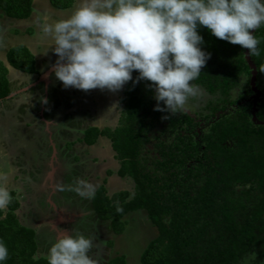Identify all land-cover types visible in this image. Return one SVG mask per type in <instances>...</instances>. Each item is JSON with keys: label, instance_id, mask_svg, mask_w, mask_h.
<instances>
[{"label": "trees", "instance_id": "16d2710c", "mask_svg": "<svg viewBox=\"0 0 264 264\" xmlns=\"http://www.w3.org/2000/svg\"><path fill=\"white\" fill-rule=\"evenodd\" d=\"M72 2L50 0L61 10ZM0 11L26 20L32 0H0ZM198 34L209 58L192 83L207 96L201 110L216 118L199 136L188 133L197 124L185 112L171 116L154 111L150 82L126 83L118 125L86 128L81 141L92 146L106 138L119 162L117 176L132 180L133 193L128 200L127 192L109 196L101 184L90 197L92 212L116 235L122 233L127 213H146L157 234L142 251L140 264H264V25L253 32L260 56H249L256 70L254 86L263 94L254 115L245 49L203 27ZM6 60L15 70L36 73L24 47L10 48ZM0 68L6 74L1 62ZM138 75L133 71V81ZM9 95L8 81L0 75V100ZM17 207L10 204L7 218L0 219V241L9 253L0 264H47L45 258H35V231L19 223ZM107 264H125V258L118 255Z\"/></svg>", "mask_w": 264, "mask_h": 264}, {"label": "rangeland", "instance_id": "374dc122", "mask_svg": "<svg viewBox=\"0 0 264 264\" xmlns=\"http://www.w3.org/2000/svg\"><path fill=\"white\" fill-rule=\"evenodd\" d=\"M77 3L73 0L68 9L61 10L50 0H32V12L26 20L7 18L0 11V61L7 69L0 75L7 79L10 90V95L0 100V167L16 169L10 184L12 189H20L12 192V203L18 204L14 214L22 226L35 231V258H45L65 229L69 235L82 234L93 240L89 255L97 264H107L118 255L125 258V264H140L142 251L157 234L146 213H127L122 233L116 235L108 222L94 216L91 196H80L73 190L77 180H84L91 185V195L101 184L109 196L127 192L128 200L133 193L132 180L117 176L119 162L109 141L100 137L92 146L81 141L86 128L113 129L118 125L124 87L115 93L64 88L52 71L58 57L49 49L50 40L41 26L67 18ZM13 47L30 52L35 74L9 66L6 53ZM200 92L198 98L190 99L191 107L184 112L206 124V115L197 116L207 101ZM202 128L198 127L199 131Z\"/></svg>", "mask_w": 264, "mask_h": 264}, {"label": "clouds", "instance_id": "9594fccd", "mask_svg": "<svg viewBox=\"0 0 264 264\" xmlns=\"http://www.w3.org/2000/svg\"><path fill=\"white\" fill-rule=\"evenodd\" d=\"M262 25L264 0H78L67 18L45 22L41 31L58 57L52 71L64 88L115 93L129 81H148L155 92L154 111L172 116L189 110L190 99L201 94L192 82L209 57L200 48L198 28L260 56V41L250 30ZM133 71L139 73L135 81ZM15 174L10 165L0 167V219L7 218L12 192L20 191L10 187ZM76 183L78 195L91 196V185ZM92 248L91 238L63 229L45 259L47 264H97L89 255ZM8 255L0 241V262Z\"/></svg>", "mask_w": 264, "mask_h": 264}, {"label": "water", "instance_id": "95a60500", "mask_svg": "<svg viewBox=\"0 0 264 264\" xmlns=\"http://www.w3.org/2000/svg\"><path fill=\"white\" fill-rule=\"evenodd\" d=\"M252 31V34L254 32V30H250ZM245 59L247 60V63L248 65L250 66L251 68V81H250V86H251V89L254 93V96L252 97V102L254 103V108L256 107V103L258 101V97L260 95V91L254 86V82H255V76H256V70H255V67L254 65L252 64V62L250 61V57L249 55L247 54V50H245ZM254 108L252 107V110L254 112H256V109L254 110ZM253 114V113H252ZM254 115V114H253Z\"/></svg>", "mask_w": 264, "mask_h": 264}, {"label": "flooded vegetation", "instance_id": "af4514ba", "mask_svg": "<svg viewBox=\"0 0 264 264\" xmlns=\"http://www.w3.org/2000/svg\"><path fill=\"white\" fill-rule=\"evenodd\" d=\"M160 103H163V102H160ZM201 108H202V106H201ZM200 108V109H201ZM184 112V111H183ZM205 114H204V113ZM186 114H188V113H186ZM189 115V114H188ZM204 115H206V117H207V121H205L206 122V124L205 123H201V120L199 119V120H197L198 122H196V120L194 119V118H192V115H189V116H191V118L193 119V121L195 122V124H197L196 126H195V129H194V131H192V132H188V133H197L198 134V136L200 135V133H202L208 126H209V124L211 123V121H213V119H215L216 117H214V118H211V117H209V115H208V111H199L198 112V117L200 118V117H204ZM203 125V128L199 131V129H198V127H200V126H202ZM160 129H162V127H161V125L159 126V130Z\"/></svg>", "mask_w": 264, "mask_h": 264}, {"label": "crops", "instance_id": "0c3cea01", "mask_svg": "<svg viewBox=\"0 0 264 264\" xmlns=\"http://www.w3.org/2000/svg\"><path fill=\"white\" fill-rule=\"evenodd\" d=\"M1 62V61H0Z\"/></svg>", "mask_w": 264, "mask_h": 264}]
</instances>
